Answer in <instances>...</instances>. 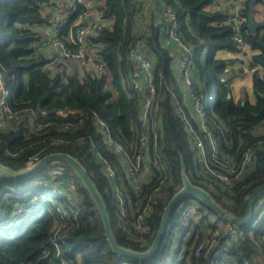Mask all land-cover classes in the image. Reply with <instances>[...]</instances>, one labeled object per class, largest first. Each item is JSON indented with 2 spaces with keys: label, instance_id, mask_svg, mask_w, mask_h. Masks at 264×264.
<instances>
[{
  "label": "trees",
  "instance_id": "16d2710c",
  "mask_svg": "<svg viewBox=\"0 0 264 264\" xmlns=\"http://www.w3.org/2000/svg\"><path fill=\"white\" fill-rule=\"evenodd\" d=\"M138 1L140 4L135 0H92L93 15L110 22L88 38L86 55L90 62L87 65L61 69L57 67L58 52L45 45V29L52 24V18L44 8L51 12L52 0H0V67L6 73L11 108L19 113L16 121L0 129V162L18 170L37 152L39 157L55 151L76 157L103 197L117 243L145 250L160 224L165 204L181 186L182 165L190 180L203 186L235 220L246 217L249 199L264 187V132L255 136L248 127L256 118L264 117V25L255 32L247 30L246 21L241 26L244 41L257 50L250 61L261 69L252 71L255 99L249 100L246 93L243 101H234L230 83L242 68L225 70L226 59L215 56L220 49L232 52L240 49L234 38L235 30L227 22L226 10L215 7V0L156 2V5H169L175 11L179 31L193 49V74L198 82L205 84L208 91L215 88V101L208 109L216 120L213 129L222 142V149L238 165L245 144L257 145L252 164L241 176L227 183L206 186L204 177L194 170L195 148L176 111L177 105L184 104L180 83L172 68L174 54L159 42L158 21L151 20L146 25L148 30L144 29L143 6ZM263 2L254 3L253 15ZM81 10V4L75 3L73 12L58 30V35L71 47L75 45L68 33ZM242 11L246 19L247 3ZM258 20H264V15ZM134 40L151 57L157 84L148 131L149 175L137 190L124 176L117 156L105 147L104 133L97 124V119L105 121L116 139L130 150H136L139 112L129 85L126 61L128 47ZM93 61L103 62L102 73L95 71ZM224 77L228 78L222 80ZM56 107H66L70 113L58 116L49 111L42 115V109ZM184 111L189 114L187 106ZM31 112L36 125L43 129L30 127L27 114ZM154 131L158 134L156 149L153 148ZM196 131L204 134L199 128ZM97 151L115 160L114 166L120 171V199L111 191L112 181L101 172ZM156 154L157 161L166 164L163 171L154 166ZM57 167L61 168L60 172L53 171ZM54 179L72 182L74 192L68 194L52 188ZM156 186H162L160 192L155 190ZM56 193L59 194L56 196ZM34 198L38 202L25 214L16 216L17 207ZM120 200H124L125 213L120 212ZM145 205L151 207L143 215L147 227L133 230V223ZM263 210L264 193L254 200L251 218L242 225L234 223L243 230V238L218 256L214 252L227 239L223 228L213 247L194 254L196 244L209 236L215 226L206 215H215L211 209L199 207L197 219L192 216L186 223L171 215L159 248L153 256L141 261L111 250L99 212L74 171L66 162H47L27 176L0 178V264H62L64 261L69 264H264ZM176 226L183 235L187 230L191 232L180 260L178 249L168 243Z\"/></svg>",
  "mask_w": 264,
  "mask_h": 264
},
{
  "label": "built area",
  "instance_id": "2783aa9c",
  "mask_svg": "<svg viewBox=\"0 0 264 264\" xmlns=\"http://www.w3.org/2000/svg\"><path fill=\"white\" fill-rule=\"evenodd\" d=\"M135 2L140 4L138 0H135ZM247 2L248 0H215L214 2L215 7L226 10V13L228 14L227 22L235 30L234 38L238 41V46L240 48L239 51L244 50L246 46H250L244 41L243 34L240 33L241 26L246 21L242 10ZM52 3L53 7L51 12L48 11L47 7L44 8V11H47L50 18H52L50 29H45V45H49L54 51L58 52L59 62L57 67L63 69L64 67L70 68L76 65L77 67L83 68L90 62V59L86 55L88 50V38L93 35L94 31L106 26L110 21L107 19H100L98 16L95 17L93 15L92 0H52ZM75 3L81 4L82 10L78 13L73 22L74 26L68 33V38L75 45L71 47L68 46L64 39L58 35V30L65 19L73 12ZM156 6V22L158 21L160 24L159 42L162 46L175 52L173 60H176V66L173 73L176 75V79L180 83L184 104L177 105L176 111L180 115L183 125L187 128L191 144L195 148L194 170L196 169L197 173L204 177V184L206 186H212L214 182H218L219 184L227 183L231 179L241 176V173L252 164L257 145L249 146L248 144H245L246 147L239 158L238 165L234 164L231 159V154L222 149V142L213 129V122H216V120L208 109V106L215 101V96L212 101L213 87L208 91L206 85L199 83L194 76L193 69L195 60L193 58V49L191 44L179 31L175 11L166 4H157ZM259 9L261 14L264 15V2ZM145 30H147V28ZM252 54L253 53L244 51V54L242 55V66L250 72L257 68L261 69L260 65L251 63L250 58ZM126 61L129 85L134 91L133 97L136 100V106L139 112L140 128L136 150H130L129 146L116 139L108 128H106L105 121L97 119V124L104 133L103 142L105 147L117 156V160L121 164L124 176L132 184L134 189L137 190L140 182L146 180L149 175L146 167L151 161L148 131L157 84L154 80L152 59L141 50L136 40H134L128 47ZM93 65L97 73H102L105 69L103 62L101 61H93ZM227 69L228 66L225 67V70ZM6 82V73L0 67V129H4L10 123L16 121L19 115L17 111L11 108L10 90ZM186 106L189 110V114L184 111V107ZM49 111H53L58 116H65L70 113V110L66 107L41 110L42 115H46ZM71 112L74 113V111ZM27 117L32 129L39 130L44 128L41 125H36L33 112L28 113ZM248 127L251 134L255 136L262 134L264 132V117L256 118ZM196 128L201 129L204 134H198ZM157 135V131H154V149H156L158 143ZM38 154L39 153L37 152L30 156L25 166H29L36 162L40 158ZM96 156L100 163L101 172L112 181L111 191H113L114 195L120 199L118 185V173H120V171L117 166H114L115 160L112 156L101 154L99 151L96 152ZM158 157L159 155L156 154L154 158V166L163 171L166 169V164L162 161H157ZM56 162L58 161L50 160L48 164ZM59 170H61L60 167L53 169L55 172H60ZM52 183V188L63 190L64 193L70 194L75 190L74 184L70 181L67 182L54 179L52 180ZM161 188L162 186H156L155 190L160 192ZM58 194L59 193H56L54 195L57 196ZM68 198H71V196L68 195ZM37 202L38 200L34 198L28 204L20 205L16 209V216L19 217L25 214ZM119 204L120 212L125 213L127 209L124 205V200H120ZM150 208L149 205L143 206L141 213L133 223V230L146 229L147 226L143 222V215L148 213ZM193 208L198 210V202L192 199H185L178 204L172 215L175 219L186 223L193 216ZM262 212H264V210ZM34 214L36 215V213ZM226 214L225 217H222L223 223L220 221H214L215 226L213 227V231L209 236L203 237L199 240L195 246L194 254H198L203 248L209 249L213 247L217 243V236L221 228H223L227 239L217 248L214 252V256L225 254L229 246L236 243L240 238H243V230L237 228L231 220L234 216L228 210H226ZM177 227L178 226L172 229L168 238V243H171L178 249L180 260L186 249L191 232L188 236L186 233L183 235V232L176 229ZM57 252H59L58 249ZM260 257H263V254H260ZM62 264H69V262L64 261Z\"/></svg>",
  "mask_w": 264,
  "mask_h": 264
},
{
  "label": "water",
  "instance_id": "95a60500",
  "mask_svg": "<svg viewBox=\"0 0 264 264\" xmlns=\"http://www.w3.org/2000/svg\"><path fill=\"white\" fill-rule=\"evenodd\" d=\"M257 0H248L247 2V11L245 27L249 32H255L259 27L264 25V20H257L253 15L254 3ZM156 33L153 34L154 45L157 48V44L155 42ZM228 77L221 78L222 80L227 79ZM228 96L230 95L227 94ZM52 161H63L66 162L71 169L74 171L75 175L79 178L81 184L84 186L89 196L91 197L93 203L95 204L99 215L101 217L103 233L105 239L113 252L120 256L137 258L139 260H146L154 255L157 249L160 246V242L165 234L167 229L169 218L172 215L174 209L178 206V204L185 199H192L197 201L200 206L211 209L215 215L219 218L225 217L226 210L217 203L211 194L202 186L194 184L189 176L187 169L182 165L181 170V186L171 195L168 199L167 203L163 208V213L160 219V224L152 238L151 243L145 250H135L130 247L120 245L117 243L116 238L114 236V232L112 229L109 213L107 211L106 204L103 200L102 195L100 194L98 188L95 183L91 179L86 168L81 164V162L74 156L61 152L55 151L41 156L36 162L29 166L22 167L18 170L7 167L6 165L0 162V178L3 176L9 178H20L23 176H27L35 172L39 167L44 165L45 163ZM264 193V187L256 192L248 201V213L244 219L235 220L234 217L231 220L236 224H245L253 214V202L259 196ZM55 264V263H52Z\"/></svg>",
  "mask_w": 264,
  "mask_h": 264
},
{
  "label": "crops",
  "instance_id": "0c3cea01",
  "mask_svg": "<svg viewBox=\"0 0 264 264\" xmlns=\"http://www.w3.org/2000/svg\"><path fill=\"white\" fill-rule=\"evenodd\" d=\"M140 1L143 6V11H142L143 18H145V21H146V22L144 21L142 26H145L144 29L147 28L148 30V26L146 27L147 23L151 22V20H153V22H156L155 13H156V7H157L156 6L157 0H140ZM261 15L262 14L260 12V9L258 8L254 17L258 20L259 16ZM49 29H50V25L46 28V30H49ZM170 51L174 53L175 55V52H173L171 49ZM244 51H247L250 53L257 52V50H252L250 46H246L244 50H241V51L238 50L237 52L228 51L226 49H220L216 51L215 53L216 57L226 59V61L228 62V68H242V71H241L242 73L240 72L239 74L235 75L232 78L231 83H230L231 96L234 101H240V100L243 101L244 100L243 96L246 93L248 95L249 100L253 101L255 99V95L252 90V72H250L248 69L242 66V63H243L242 55L244 54ZM231 59H236V60L235 62H230ZM175 66H176V60H173V63H172L173 70Z\"/></svg>",
  "mask_w": 264,
  "mask_h": 264
},
{
  "label": "rangeland",
  "instance_id": "374dc122",
  "mask_svg": "<svg viewBox=\"0 0 264 264\" xmlns=\"http://www.w3.org/2000/svg\"><path fill=\"white\" fill-rule=\"evenodd\" d=\"M212 91H213V96H212V101L214 100V96H215V88L213 87V89H212ZM51 195V194H50ZM54 196V195H53ZM199 204V203H198ZM199 207H201L200 206V204H199ZM196 209H192V214H193V217H194V219H197V216H195V213H196ZM206 215H208V217H209V220H210V222L212 221V222H214V221H220L221 223H223V219L222 218H218V217H216L214 214H206ZM192 227H190L189 229H191ZM190 233V230H187V232H186V235L188 236V234ZM186 236V237H187ZM185 237V238H186Z\"/></svg>",
  "mask_w": 264,
  "mask_h": 264
}]
</instances>
